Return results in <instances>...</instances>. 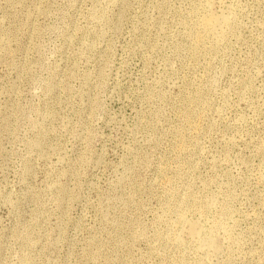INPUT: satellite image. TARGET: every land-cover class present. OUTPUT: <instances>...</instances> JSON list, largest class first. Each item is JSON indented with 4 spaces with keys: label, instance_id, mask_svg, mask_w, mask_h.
<instances>
[{
    "label": "rangeland",
    "instance_id": "1",
    "mask_svg": "<svg viewBox=\"0 0 264 264\" xmlns=\"http://www.w3.org/2000/svg\"><path fill=\"white\" fill-rule=\"evenodd\" d=\"M0 264H264V0H0Z\"/></svg>",
    "mask_w": 264,
    "mask_h": 264
},
{
    "label": "bare ground",
    "instance_id": "2",
    "mask_svg": "<svg viewBox=\"0 0 264 264\" xmlns=\"http://www.w3.org/2000/svg\"><path fill=\"white\" fill-rule=\"evenodd\" d=\"M205 17V16H204ZM227 17V16H226ZM220 22H223L224 24H226L227 23V19L226 18H223V19H219V18H217V17H215V16H213V15H208V16H206L204 19H203V25H202V27H205L206 29H211V31L215 28L216 29V27L217 26H221L222 27V25H220L221 23ZM227 25V24H226ZM217 31V30H216ZM226 31V30H225ZM208 32V31H207ZM222 32V31H221ZM208 33H211V32H208ZM202 39V38H201ZM181 216V215H180ZM187 216V215H186ZM182 217V216H181ZM186 218V217H185ZM184 220V219H183ZM185 221V220H184ZM183 221V222H184ZM180 222V221H179ZM187 223V222H186ZM187 225V224H186ZM191 233L193 234V235H196V234H198V231L196 230V229H192L191 230ZM205 235V234H204ZM198 236H200V234H198ZM201 239H203V238H201ZM182 240V239H181ZM204 240V239H203ZM201 241V240H200ZM204 243V242H203ZM206 244V243H205ZM212 246V244L210 245V247ZM215 246V245H214ZM205 248V247H204ZM212 248V247H211ZM210 248V249H211ZM214 250V249H213Z\"/></svg>",
    "mask_w": 264,
    "mask_h": 264
}]
</instances>
